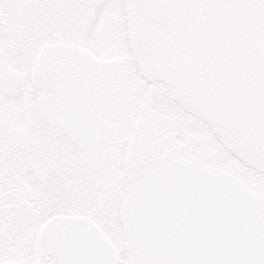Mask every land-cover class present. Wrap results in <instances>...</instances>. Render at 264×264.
<instances>
[{
    "label": "snow or ice",
    "instance_id": "6c2138e0",
    "mask_svg": "<svg viewBox=\"0 0 264 264\" xmlns=\"http://www.w3.org/2000/svg\"><path fill=\"white\" fill-rule=\"evenodd\" d=\"M0 264H264V0H0Z\"/></svg>",
    "mask_w": 264,
    "mask_h": 264
}]
</instances>
